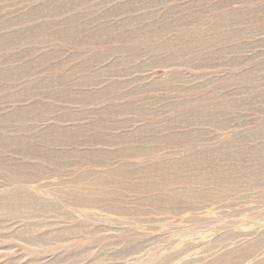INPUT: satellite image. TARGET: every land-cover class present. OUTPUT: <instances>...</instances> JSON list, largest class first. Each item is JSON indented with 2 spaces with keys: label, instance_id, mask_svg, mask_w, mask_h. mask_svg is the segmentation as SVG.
I'll list each match as a JSON object with an SVG mask.
<instances>
[{
  "label": "rangeland",
  "instance_id": "rangeland-1",
  "mask_svg": "<svg viewBox=\"0 0 264 264\" xmlns=\"http://www.w3.org/2000/svg\"><path fill=\"white\" fill-rule=\"evenodd\" d=\"M0 264H264V0H0Z\"/></svg>",
  "mask_w": 264,
  "mask_h": 264
}]
</instances>
